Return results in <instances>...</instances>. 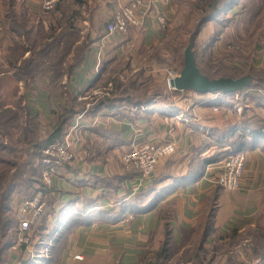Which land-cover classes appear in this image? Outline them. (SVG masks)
Instances as JSON below:
<instances>
[{"label": "crops", "instance_id": "obj_1", "mask_svg": "<svg viewBox=\"0 0 264 264\" xmlns=\"http://www.w3.org/2000/svg\"><path fill=\"white\" fill-rule=\"evenodd\" d=\"M63 1L57 11L46 13L42 0H0V111L15 113L20 110L29 112L31 117L40 114L49 120V126L45 127L44 119L41 120L43 137L63 115L62 107L69 97L74 96V100L80 102L86 92L105 85L107 79L116 75L125 74L129 80L140 73L166 72V66L157 58L166 40V28L161 27L158 18L163 15L171 20L173 4L179 6L183 0H143L145 10L148 8L143 27H131L127 34L112 37H106V26L113 20L122 0ZM66 22L75 28L81 39L76 45L90 42L83 59L75 61L77 53L71 52L68 62L61 67L65 76L57 85L52 83L53 70L50 69L33 76L30 68L29 76L21 77L22 65L33 58L39 38L46 36L48 39L44 38L43 42H49L52 27L56 28L54 35H58L62 31L60 24ZM18 44L24 47L23 54L12 61L16 56L13 50ZM100 52H103V60L97 71ZM143 85H131L129 91L138 96L142 90L139 87ZM56 86L58 93L52 91ZM54 94L58 95V101L52 103ZM199 98L189 113L183 105L163 104L158 100L147 105L119 101L84 117L81 128L73 136L77 160L61 166L53 181L57 193L52 213L61 214V234L68 231L61 264H137L148 235L160 233L164 220H169L177 241L184 239L183 233L195 229L203 218L207 198L216 189L214 182L219 166L215 164L208 167L199 182L177 189L167 197L165 204L152 210H137L139 202L135 206L133 201L159 175L186 176L194 151L207 142L213 132L224 131L229 126L217 116V112L228 109L219 107L217 103L222 101L217 102V97ZM49 105L56 108L50 109ZM177 112L182 115L178 119ZM167 120L171 121L170 126ZM4 139L7 143L8 138ZM145 143H175L179 148L175 156L158 164L150 178L131 175L122 162L126 153ZM215 152L213 149L203 157ZM245 155L240 189L223 190L218 197L216 227L221 234L261 226L264 150L257 148ZM150 202L151 199L147 201ZM73 217L79 219L78 223L64 227V222ZM87 217L90 220L85 221ZM117 217L120 218L115 220ZM78 256L81 260L76 259Z\"/></svg>", "mask_w": 264, "mask_h": 264}, {"label": "rangeland", "instance_id": "obj_2", "mask_svg": "<svg viewBox=\"0 0 264 264\" xmlns=\"http://www.w3.org/2000/svg\"><path fill=\"white\" fill-rule=\"evenodd\" d=\"M176 6V3L175 6L173 4V10L170 11L171 20H168L166 30L164 29L166 40L157 54L159 55V61L166 66L167 71L155 75H138L137 82L144 84L139 87L142 90L138 92V96L133 93L134 91H129V93L142 99V101L152 99L154 101L158 100L163 104L174 103L183 105L187 113H189L192 104L201 99L199 98L200 96L195 92L176 94L169 87L168 77L169 73L173 72L179 75L182 71L184 52L190 43L194 41L195 32L199 30L200 34L198 39H196L193 51L198 67L208 74H205L206 76L209 78L213 77V79H236L248 76L253 79L254 87L236 95L205 96L217 97V102L222 101L221 103L224 102L225 104L221 106V103H217L219 107L222 109L228 108L217 112V116L221 117L224 123L229 124V126H241L250 131L264 130V0H237L232 11L205 23L204 26L201 21L204 15L202 9L206 7L205 3H201L200 0H183L179 6ZM80 40V37L66 38L64 40L66 44L61 45V50L63 46H67V51L71 49L72 52L77 53L78 48L84 43L76 45ZM160 53H164V56ZM111 79L110 77L107 80L111 81ZM130 81L126 77L122 82L127 86L131 83ZM52 91L54 93L60 92L57 86ZM90 91L86 92L85 96L82 97L84 98L83 100H88L87 97ZM53 97L52 103L57 102L58 95L54 94ZM49 107L50 109L56 108V106L52 107L51 105ZM230 112L233 115L231 117H229ZM176 115H178L177 119L182 116L178 112ZM232 117L233 119L231 120ZM41 119H44L42 121L46 123L43 127L49 126V120L42 117ZM54 119L50 122H53ZM170 122V120H167V125L170 126ZM12 148L15 149V152L11 155L5 154V159L18 165L27 161L28 152L26 153L23 146H14ZM177 150L179 151V148ZM176 154L177 151L173 156ZM76 160L70 164H73ZM37 161V158H35V179H39L41 173V168L36 166ZM1 169H4V166L0 164ZM12 171H8V173L12 174ZM54 177L55 174L53 181ZM3 184L5 183L3 182ZM214 185V187L218 186L217 181L214 182ZM32 187H25L24 184L18 182L17 193L15 192L11 197L13 201L11 207L1 217L7 220L4 228L6 234L5 236H3L4 232L0 234L2 248L7 246L6 254L1 264H61V250L68 237L66 234L61 237V214L52 213L55 209V205H52L53 203L56 204L55 195L57 193L54 184L50 188L53 187L52 194H55L53 196L48 194L45 197L46 210L43 219L46 218L48 221L46 223L47 228L44 230H32L30 241L26 244L19 241L18 224L16 223L17 210L21 202H23L22 199L26 197L24 192L32 193ZM212 194L205 202L203 215L206 214ZM154 197L156 196L153 195L149 199L152 201ZM137 200L134 199V201ZM165 200L160 204H163ZM202 219H199L195 228L199 227ZM260 222L261 226L258 227V230L264 233V216ZM171 228L173 229L169 220L166 219L161 224L160 233L153 232L148 235V240L144 247L145 250L139 257L137 264H257L252 256L251 244L250 247L245 244L242 245L244 241L248 240L240 241L232 236V233L214 234L209 238V241L204 243L201 234H193L188 230V233L185 232L184 234L188 242L182 243V239L181 241L174 239V234H172L173 241L171 242L168 235L172 230ZM220 237L224 239L222 238L218 241ZM167 245L169 248L168 256L158 258L160 250Z\"/></svg>", "mask_w": 264, "mask_h": 264}, {"label": "trees", "instance_id": "obj_3", "mask_svg": "<svg viewBox=\"0 0 264 264\" xmlns=\"http://www.w3.org/2000/svg\"><path fill=\"white\" fill-rule=\"evenodd\" d=\"M200 1L201 3H205L206 6L202 9L204 15L201 22L204 26L205 23L219 18L226 12L232 11L233 6H235V2L237 0ZM63 3V0H58L54 9L50 11H44L46 13L57 11ZM107 27L108 25L106 26V34ZM60 28H62L60 34L54 35L56 28L52 27L49 42H43L44 38L48 39L46 36L39 38V40L34 46L35 49L33 58L28 59L22 65L23 68L20 70L21 77L29 76L30 68H32L31 70H33L34 72L33 76H36L38 72L42 70L50 69L53 70V74L51 75L52 83L53 85H57V83L62 79V77L65 76L62 73L61 67L63 66V64L68 62V56L69 54H71L72 50L70 49L69 51H67V46H63L61 50V45L66 44V41H64L66 40V38L78 37V34L77 32H75V28L67 22L61 23ZM199 32L200 31L198 30L194 34V43L196 42V39H198V36L200 34ZM89 44V41H84L81 47L78 48L75 61H80L83 59V55H85L86 50L89 48ZM23 51L24 47L19 44L16 45L13 50V54H16V56L12 61L18 59L19 56L23 54ZM157 58L159 59V57ZM200 70L202 73L206 74V72H204L201 68ZM142 74L143 73H140L138 75ZM138 75H135V78H130L129 80H131V83H129V85L127 86L124 85V82L118 79L115 80V89L111 97L99 100L95 104L91 105L89 108L87 107V104L89 103L88 100H82L78 102L77 100H74V96L69 97L67 104L62 107V110L64 112L63 115L59 117V121L55 124V126L47 134V136L44 137L41 135L42 119L40 114L31 117L29 116V112L20 110L15 113H11L6 110L0 111V127L2 132H0V164L4 166V169L0 170V234H3V232V236H5L6 234V230L4 231V228L7 224V220L2 219L1 217L5 215L11 207V204L13 202L11 197L15 194V192L17 193L18 182L24 184L25 187L28 188H31V186H33V194L31 192H24V194H26V197H24L22 201L33 197L38 192H44L46 195L51 194L53 196V187H48L43 180L44 166L42 165V160L45 157L43 151L49 145L61 141L64 137L63 134L65 130L73 124L74 120L79 115L84 112L86 113L85 116L95 114L99 110L108 106H112L118 103L119 101L121 102V104L123 103V101L129 102L130 104H134V102H140L141 105H147L149 103L154 102V100L152 99L142 101V99L134 97L129 93L131 85L133 87L141 85V83L137 82ZM211 79H213V77ZM250 88H247L244 91L249 90ZM175 93L179 94L181 92L175 91ZM13 129H15V132L12 131ZM16 134H18V136H16ZM4 138H8L7 143L5 141L6 139ZM14 146H23V148H25L26 153L28 152V158L26 162H22L18 165L16 163H12V161L10 160L5 159V154L11 155L13 154V152H15V149L12 148ZM257 148H261L264 150V130L250 131L249 129L242 128L241 126H228L227 129L224 131H215L209 137L207 142H205L203 145H201L198 149L194 151L195 156L191 161V169L186 176L174 177L172 175H159V177L152 182L151 186L141 190L137 194V196H135L134 199L138 200L133 201V204L136 206L139 202V205H137L136 209L140 211L152 210L157 207L161 202H163V200H165L168 196L176 192L177 189L195 184L201 179H203L210 165L218 164L219 162L231 156H235L242 153L246 154L247 152L255 150ZM213 149H216L215 153H211L212 155L209 154L208 157H203V154L212 152ZM35 158H37L38 160L36 166L41 168L39 179H35L34 176L36 174V167L34 165ZM67 165L68 164H64L63 167ZM11 170H13L11 172L12 174H9L8 171ZM129 173L131 175L141 174L140 171L135 169H130ZM7 177H9V179H7ZM3 182L5 184H3ZM223 190H225L223 186L218 184L209 200L207 210L205 212L206 214L203 216L199 227L190 230V233L201 234L202 241L204 243L209 241V238L214 234H218V229L216 227V213L218 208V197ZM153 195H155L156 197H154L152 202L147 203L149 198ZM74 217L69 218V220L64 222L66 223L63 224L64 227H69L71 225L77 224L79 219H75ZM119 218L120 217H117L115 220H118ZM87 219L90 220V218L87 217L85 218V221ZM47 222L48 221L46 218L42 219V221L37 226L33 227V230L46 229ZM16 223L19 224L17 217ZM172 230L168 233L171 242L173 241ZM231 233L232 236L238 238V240L240 241L248 240L244 241L242 245L245 244L246 246L248 245L250 247L251 244L250 249L253 252L252 256L254 260H256L255 262H257V264H264V233L260 232L258 228H250L243 232L233 231ZM64 234L67 235L68 231L61 234V237ZM222 238L223 237H220L218 241H220ZM184 242H188L185 236L182 240V243ZM66 243L67 239L65 240V245L61 250V254L64 250V247L66 246ZM6 248H2L0 244V264L4 260ZM168 250V245L165 248H162L158 253V258L168 256Z\"/></svg>", "mask_w": 264, "mask_h": 264}, {"label": "built area", "instance_id": "obj_4", "mask_svg": "<svg viewBox=\"0 0 264 264\" xmlns=\"http://www.w3.org/2000/svg\"><path fill=\"white\" fill-rule=\"evenodd\" d=\"M58 0H42V6L45 11L55 8ZM148 12L145 10L143 0H122L113 20L108 24L107 36L112 37L115 34H127L131 27H143L145 17ZM161 27L166 28L168 19L165 16L158 18ZM103 52L97 57V71L101 67L103 60ZM178 76L175 73H169V80ZM124 81V74L114 76L104 86L93 89L88 93V108L97 101L111 97L115 89V80ZM85 112L78 116L77 121L64 134L61 141L51 144L43 151L44 158L42 165L44 166L43 180L44 183L51 187L53 185V176L60 166L70 164L76 159V153L73 148V136L81 128V122L85 117ZM177 147L175 143H145L140 147H136L123 156V163L127 169H135L141 172L145 178L155 171L158 164L176 153ZM219 166L217 183L222 185L226 191L235 192L240 189L241 181L245 172L246 155L244 153L226 158L225 160L215 164ZM46 194L38 192L33 197L21 202L17 210L18 235L21 243H28L34 226H37L43 219L46 210L45 202ZM81 260V257H76Z\"/></svg>", "mask_w": 264, "mask_h": 264}, {"label": "water", "instance_id": "obj_5", "mask_svg": "<svg viewBox=\"0 0 264 264\" xmlns=\"http://www.w3.org/2000/svg\"><path fill=\"white\" fill-rule=\"evenodd\" d=\"M194 41L184 52V65L180 74L169 80V87L178 92H195L200 96L236 95L253 86L251 77L211 79L198 67L194 49Z\"/></svg>", "mask_w": 264, "mask_h": 264}]
</instances>
